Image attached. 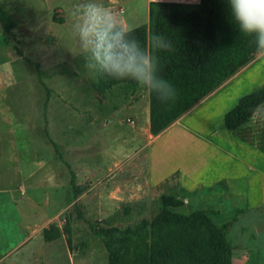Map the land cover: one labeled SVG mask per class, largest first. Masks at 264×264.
<instances>
[{
    "label": "rangeland",
    "instance_id": "rangeland-1",
    "mask_svg": "<svg viewBox=\"0 0 264 264\" xmlns=\"http://www.w3.org/2000/svg\"><path fill=\"white\" fill-rule=\"evenodd\" d=\"M167 2L185 12L199 4ZM84 3L113 11L106 0H0L14 32L0 24V264H108L91 225L123 229L150 219L166 192L184 200L182 212L211 209L215 223L229 222L235 264H264V175H251L264 161L262 142L248 145L240 138L248 128L237 137L222 123L239 97L264 83V51L188 115L189 133L175 127L155 137L142 120L146 88L132 79L101 87L97 63L77 35ZM255 119L260 136L264 104ZM67 164L86 187L77 197ZM141 200L149 208L140 216L123 214L125 202ZM51 223L61 235L46 242L42 230Z\"/></svg>",
    "mask_w": 264,
    "mask_h": 264
},
{
    "label": "trees",
    "instance_id": "trees-1",
    "mask_svg": "<svg viewBox=\"0 0 264 264\" xmlns=\"http://www.w3.org/2000/svg\"><path fill=\"white\" fill-rule=\"evenodd\" d=\"M175 2L152 0L147 24L130 32L158 59L159 74L176 90L174 99L162 102L155 92L149 94V131L158 135L178 120L195 104L215 91L222 83L246 66L256 53L255 37L246 36L232 22L227 0H199L191 11H182ZM3 31L14 36L12 17L0 5ZM163 35L172 42L171 50L152 47V37ZM262 52V51H261ZM36 69L41 74L39 65ZM100 85L106 89L129 79H115L97 64ZM264 104V83L239 97L237 103L224 113L223 127L235 131L247 124L260 105ZM46 135L49 138L47 129ZM57 153L59 150L54 141ZM74 197L85 190L76 183V174L67 164ZM159 208L152 217H140L134 224L119 227L91 225L93 234L108 253V264H233V253L227 232L229 222L215 223V212L196 209L182 212L184 200L172 192L162 193ZM77 218L84 220L80 204L75 203ZM149 208L146 201H128L122 205L124 215L140 216ZM64 231L71 245L70 217L66 214ZM61 235L59 226L51 223L43 228L44 241Z\"/></svg>",
    "mask_w": 264,
    "mask_h": 264
},
{
    "label": "clouds",
    "instance_id": "clouds-1",
    "mask_svg": "<svg viewBox=\"0 0 264 264\" xmlns=\"http://www.w3.org/2000/svg\"><path fill=\"white\" fill-rule=\"evenodd\" d=\"M232 22L241 33L255 37L256 51H264V0H227ZM77 35L82 48L109 76L132 79L162 102L172 100L176 90L159 74L158 59L130 32L117 23L116 13L105 5L84 3L79 6ZM152 47L171 50L172 42L163 35L152 37ZM86 67L92 65L86 59Z\"/></svg>",
    "mask_w": 264,
    "mask_h": 264
},
{
    "label": "crops",
    "instance_id": "crops-1",
    "mask_svg": "<svg viewBox=\"0 0 264 264\" xmlns=\"http://www.w3.org/2000/svg\"><path fill=\"white\" fill-rule=\"evenodd\" d=\"M106 1L110 5V7H113L112 9L116 13V16H117V18H116L117 19V23H118V25L120 27L123 28V30H129V29H132V28H134V27H136L138 25H141V23L138 22L141 14H144L145 17H146V19H145L143 24H147L148 23V20H149V3L152 0H106ZM157 1H168V0H157ZM243 68H245V66ZM243 68H241L237 73H235L228 80H226L224 83H222L219 86L218 89H220L224 84H227L229 81L233 80L234 78L240 77L241 76V72H242L241 70H243ZM125 83H127V82H121V83H118L116 85H113L112 87H117V86H119L121 84H125ZM124 89H125V87H124ZM215 92H213L212 94H214ZM212 94L210 93L205 98H203L201 101H199L197 104H195L190 110H188L186 113H184L178 120H176L174 123H172L163 132L169 131V130L175 128V127H180L182 130H184V131L189 133L191 130L186 125L187 124V120L189 119L188 115H191L192 112L195 111V109L200 104L205 102L206 99L208 97H210ZM147 97H148V100H147L146 113H144V116H143L142 120L146 123V127H148V129H149V94H148V92H147ZM129 108H131V110L135 111V113L139 112L137 103L130 104ZM262 108H263V104L260 105V107L257 109L255 115L250 119V121L247 124L243 125L242 127H240L239 129H237L235 131H236L237 137H238V133L241 131V129L248 128V131H249L248 133L249 134L247 135V137L245 136V137H240V138L246 139L248 145L250 144L249 139H253V140L257 139L258 142H262V147L259 150H262V152H260V153H262L263 156H264V130L262 131L260 136H259V134L257 136H255L253 134L254 127L257 124V119H255V117L258 115L259 111ZM179 123H181V124H179ZM163 132H161V133H163ZM160 134L154 135V136L158 137ZM236 149H237V147H236ZM249 149H250V146H249ZM252 152H253V150H252ZM251 153L249 155V158L252 155ZM258 163H260V162H258ZM255 173H258V174L262 173L264 175V161L261 164V168L258 169V172L252 171L251 175H255ZM263 178H264V176H263ZM178 181H180V180H176V183ZM174 187H173V189H174ZM161 194L162 193H160V195ZM218 225H221V224H218ZM231 248H232V253H233V249L234 248H233L232 245H231ZM232 257H233V255H232ZM248 258H251V257H248ZM233 264H235V263L233 262Z\"/></svg>",
    "mask_w": 264,
    "mask_h": 264
}]
</instances>
